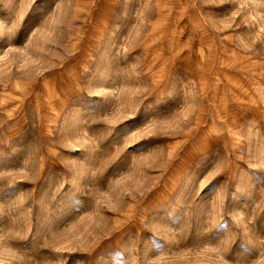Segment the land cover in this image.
<instances>
[{"label": "rangeland", "instance_id": "1", "mask_svg": "<svg viewBox=\"0 0 264 264\" xmlns=\"http://www.w3.org/2000/svg\"><path fill=\"white\" fill-rule=\"evenodd\" d=\"M0 264H264V0H0Z\"/></svg>", "mask_w": 264, "mask_h": 264}, {"label": "bare ground", "instance_id": "2", "mask_svg": "<svg viewBox=\"0 0 264 264\" xmlns=\"http://www.w3.org/2000/svg\"><path fill=\"white\" fill-rule=\"evenodd\" d=\"M79 67V66H78ZM50 88V87H49Z\"/></svg>", "mask_w": 264, "mask_h": 264}]
</instances>
